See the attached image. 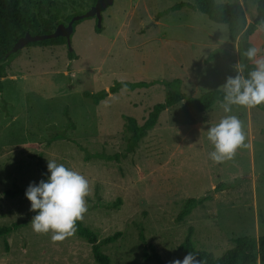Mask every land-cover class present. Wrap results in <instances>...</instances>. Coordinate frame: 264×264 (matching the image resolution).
I'll return each instance as SVG.
<instances>
[{
  "label": "rangeland",
  "instance_id": "374dc122",
  "mask_svg": "<svg viewBox=\"0 0 264 264\" xmlns=\"http://www.w3.org/2000/svg\"><path fill=\"white\" fill-rule=\"evenodd\" d=\"M93 1L22 0L21 5L42 15L59 12L60 21L68 24L69 15L90 9ZM215 1L239 3L247 26L257 15L258 0ZM181 2L190 1L115 0L103 12L101 33L95 30V18L75 27L71 45L76 60L70 61L66 44L26 46L8 66L7 76L0 79V228L20 227L0 238V264H97L91 245L76 232L61 241L34 232L30 220L35 213L25 195H6L9 189H26L30 182L46 179L47 159L88 180L87 211L81 220L99 242L122 234L101 247L111 264H158L145 259L154 252L165 264L182 259L179 246L191 227L196 248L218 257L237 238L264 236V111L233 106L247 146L230 159L213 162L205 131L223 115L217 103L203 113L184 102L167 109L128 153L126 118L142 125L168 89L160 83L122 89L99 105L84 96L108 90L115 81L180 79L182 93L199 97L234 75L233 66L243 60L240 37L232 40L226 25L198 11L172 10ZM260 27L249 42L264 47ZM217 49L218 57L206 63ZM65 109L75 129L69 127ZM60 134L66 137L58 139ZM79 145L92 154L120 158L86 160ZM223 184L228 188L177 221L188 199Z\"/></svg>",
  "mask_w": 264,
  "mask_h": 264
},
{
  "label": "trees",
  "instance_id": "16d2710c",
  "mask_svg": "<svg viewBox=\"0 0 264 264\" xmlns=\"http://www.w3.org/2000/svg\"><path fill=\"white\" fill-rule=\"evenodd\" d=\"M97 0H94L92 4H95ZM190 2H181L176 4L172 10H179L187 7L194 11H198L206 15L211 21L217 24L226 25L228 28L229 36L232 40H236L240 37L239 51L243 57V50L250 46L249 38L255 34L259 27L264 23V0H258L257 15L252 23L247 26V19L242 6L237 2L219 3L215 0H189ZM22 0H0V79L7 76V68L20 54L12 52L14 44L18 39L24 36L27 32L34 35L38 34H50L56 27L62 23L60 21L59 12L48 13L42 15L40 13L32 12L25 9L21 5ZM88 10V9H87ZM87 10L76 12L69 15L67 21L69 22L75 15L85 13ZM81 21H77L74 24L75 27ZM102 27L96 26L97 33L102 32ZM67 45L66 38L57 37L46 39L43 41L32 42L27 46H58ZM220 49L214 50L208 58L206 63L214 61L217 57ZM68 57L70 61L77 59V54L74 50H68ZM244 59V58H243ZM163 84L168 90L163 102L154 105L150 111L147 119L142 125H139L137 120L133 117L126 118L125 130L129 134L127 150L126 152H133L139 147L141 141L154 129L157 125L159 117L162 112L167 109L184 102L188 107L193 108L197 112L203 113L210 110L219 99L222 98V91L219 89L210 90L199 97L189 96L181 92L182 81L175 79L173 81L155 80L151 82L147 81H115V83L108 89L101 90L97 93L85 92L84 96L88 98L94 105H99L101 101L105 100L109 95L116 94L122 89L133 91L139 88H148L154 84ZM0 80V88H1ZM264 111V105L256 106ZM65 116L69 122V127L75 129V123L69 115V111L65 109ZM65 134H60L58 139L65 138ZM80 146V145H79ZM80 148L85 152L86 160L92 158L118 160L119 155L105 156L104 154H92L85 150L82 146ZM264 181V177H263ZM227 185L223 184L214 190L208 191L204 196L200 198L188 199L180 214L177 217V221H183L190 216L192 212L213 200L214 192L223 191L227 189ZM26 189L19 187L9 189L6 191V195L10 198H15L18 195L24 194ZM117 204V203H116ZM18 224L4 226L0 228V238L6 239L14 230L19 229ZM77 236L84 239L92 247L93 258L97 264H111L110 257L103 253L101 247L105 244H110L118 240L122 234L116 233L99 242L97 233L86 226L80 219L76 222ZM194 229L191 227L188 230L187 236L184 242L179 246V250L184 254L193 252L196 254V259L201 261V264H264V236L258 239L251 237H240L234 240V246L228 249L222 256H215L214 254L199 250L196 248L194 240ZM140 238L145 241V237L141 232ZM153 248V247H152ZM147 261L154 260L158 264H165L161 256L154 252L152 256L145 254Z\"/></svg>",
  "mask_w": 264,
  "mask_h": 264
},
{
  "label": "clouds",
  "instance_id": "9594fccd",
  "mask_svg": "<svg viewBox=\"0 0 264 264\" xmlns=\"http://www.w3.org/2000/svg\"><path fill=\"white\" fill-rule=\"evenodd\" d=\"M260 30H264V25ZM243 58L233 66L235 74L227 76L219 86L223 95L217 104L223 115L205 131L212 145L208 157L213 162L230 159L238 148L247 146L242 121L233 114V106L249 109L264 105V47H246ZM46 167L47 178L30 182L24 195L30 202V211L35 213L30 220L32 230L50 233L53 241H61L74 234L76 222L87 211L89 182L79 171L55 159H47ZM168 264H201V261L190 251Z\"/></svg>",
  "mask_w": 264,
  "mask_h": 264
},
{
  "label": "water",
  "instance_id": "95a60500",
  "mask_svg": "<svg viewBox=\"0 0 264 264\" xmlns=\"http://www.w3.org/2000/svg\"><path fill=\"white\" fill-rule=\"evenodd\" d=\"M115 0H97L96 3L90 7L85 13L75 15L68 24L60 23L56 29L50 34H38L34 35L27 32L24 36L20 37L12 48L13 53L21 51L24 47L32 42L43 41L46 39L64 37L67 41L69 51H72L71 38L74 33V24L77 21H81L88 18H95L97 20V26L102 27L103 23V12L114 4Z\"/></svg>",
  "mask_w": 264,
  "mask_h": 264
},
{
  "label": "crops",
  "instance_id": "0c3cea01",
  "mask_svg": "<svg viewBox=\"0 0 264 264\" xmlns=\"http://www.w3.org/2000/svg\"><path fill=\"white\" fill-rule=\"evenodd\" d=\"M258 264H259V262H258Z\"/></svg>",
  "mask_w": 264,
  "mask_h": 264
}]
</instances>
